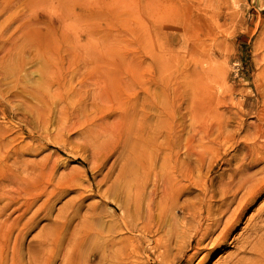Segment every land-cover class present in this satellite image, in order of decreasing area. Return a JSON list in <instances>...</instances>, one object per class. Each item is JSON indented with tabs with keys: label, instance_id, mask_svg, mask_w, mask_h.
I'll return each mask as SVG.
<instances>
[{
	"label": "rangeland",
	"instance_id": "obj_1",
	"mask_svg": "<svg viewBox=\"0 0 264 264\" xmlns=\"http://www.w3.org/2000/svg\"><path fill=\"white\" fill-rule=\"evenodd\" d=\"M263 24L264 0H0V263L32 255L34 264H61L83 226L88 264L106 236L134 237L127 264H161L168 237L138 244L127 225L139 220L123 217L120 204L144 213L195 203L191 179L175 203L163 192L178 166L194 175L200 167L218 187L222 161L209 173L196 156L239 120L234 111L258 105ZM189 81L203 87L175 96L174 85ZM61 210L68 223L57 227ZM236 245L191 264H222Z\"/></svg>",
	"mask_w": 264,
	"mask_h": 264
},
{
	"label": "bare ground",
	"instance_id": "obj_2",
	"mask_svg": "<svg viewBox=\"0 0 264 264\" xmlns=\"http://www.w3.org/2000/svg\"><path fill=\"white\" fill-rule=\"evenodd\" d=\"M182 2L184 4L187 3L186 1ZM177 5L181 6L183 4L179 5L177 3ZM149 24L150 23H148V25ZM179 27H181V25ZM161 29L162 28H160V30ZM259 38L260 40L255 51V58L257 59L255 61L258 62L257 77H259L258 80H260L255 87L258 95V105L249 110H242L241 108L239 111H234V116L239 120L233 126L229 124L232 127H226L224 132L220 130L221 133L219 137L207 146L209 152L207 155L195 157L196 165L198 164L201 166L205 163L208 164L209 173L219 160L222 161V172L219 175L221 179L220 183H218V187H214V182L208 175H201L200 167L196 170L197 175H194L190 173L191 170L188 166L184 167L180 164L184 167V169H182V167L180 168L178 166L180 178L177 176H173L172 180H168L165 177L162 178L161 183L163 192L164 194L170 195L171 199L173 196H176V191L179 192L181 186L185 183L183 182V184H181V181L186 180V183L191 184V179L193 180L192 184H196V186H192L199 187V191H197V193H199L196 196L194 195L195 203L155 204L153 207L150 206L144 213L141 211L143 208L141 209L139 207L132 209L130 204H120L123 217L125 215H133L139 220L138 223L127 225L128 231L136 232L139 235L138 244L144 245V242L152 236H154L153 240L156 242L155 244H159L164 236L168 237L167 240L165 239V249L163 248L160 254L157 255V259L161 264H177L181 261H185L186 264H191L202 253H205L202 254L201 258L204 259L213 254V251L220 249L222 245L227 244L228 246L234 241L237 244L236 251L230 253L222 264H264V204L256 206V202L264 197V31H262L261 37ZM212 64L213 63H211V65ZM199 74L198 76L201 75ZM205 76H207V74H205ZM203 78L207 79L206 77ZM190 81L188 83L186 82L185 86L176 83L173 88L175 96H181L182 89L188 92L190 86L193 85V89L194 87L197 89L199 84L194 83L190 85ZM201 82L204 84L208 81L205 80ZM205 86L206 85H204V87ZM199 87L201 88L203 85L200 84ZM192 90L190 92H192ZM193 95L192 92V97ZM228 101L229 100H227V102ZM231 101H233V99ZM188 104H190V102ZM202 104L203 103H201V105ZM224 104L227 103L224 102ZM227 106L230 105L227 104ZM234 106H236V104ZM237 106L240 107L241 105ZM233 108L234 107H232V109ZM250 111L254 119L246 123L244 116L250 113ZM229 125L226 123L225 126ZM220 147L223 148L224 155H227L229 150L236 152L229 157L223 154L218 155L216 151ZM178 174L176 173V175ZM214 188L219 189L220 197H218L220 202L218 204L213 203L215 198ZM174 197L171 201L175 200ZM216 199L218 200V198ZM132 205L135 207V204ZM138 206L140 205L138 204ZM145 207V209H147L146 205ZM250 210H252V213L245 218ZM177 211H180V216ZM57 216L62 219L55 222L56 226H66L68 222L66 218L63 219L64 215L62 210L59 211ZM244 219L246 220L243 221ZM242 224L243 226L241 227ZM84 228L83 226H80V228L76 227L73 232L74 236H72L70 242L64 247L61 264H88L86 258L87 253L85 251L81 252L87 240L84 235ZM238 229H240V231H237ZM115 230L116 229H114L113 232H115ZM236 231L237 233H235ZM113 237L106 236L100 242V254L96 256V264H127L129 256L125 247V241L129 242L134 237L123 236L118 239ZM42 241L41 244H45L48 242V238ZM157 246L158 245H156V248ZM173 247H175L176 253H172ZM142 250H145L144 246H142ZM154 250L156 251V249ZM137 252L139 253V251ZM89 253L94 252L90 251ZM34 262L35 257L30 255L28 264H34ZM0 264L6 263L1 262Z\"/></svg>",
	"mask_w": 264,
	"mask_h": 264
}]
</instances>
